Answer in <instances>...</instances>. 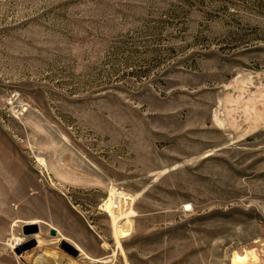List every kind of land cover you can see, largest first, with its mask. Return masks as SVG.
Returning <instances> with one entry per match:
<instances>
[{
  "label": "rangeland",
  "instance_id": "1",
  "mask_svg": "<svg viewBox=\"0 0 264 264\" xmlns=\"http://www.w3.org/2000/svg\"><path fill=\"white\" fill-rule=\"evenodd\" d=\"M235 252L264 264V0H0V264Z\"/></svg>",
  "mask_w": 264,
  "mask_h": 264
},
{
  "label": "bare ground",
  "instance_id": "2",
  "mask_svg": "<svg viewBox=\"0 0 264 264\" xmlns=\"http://www.w3.org/2000/svg\"><path fill=\"white\" fill-rule=\"evenodd\" d=\"M135 200H136L135 196L115 191V192H111L108 198L104 201L103 210L110 218V222L112 224L114 237H115L114 239L118 247H119L120 238L128 235L132 230V225H133L132 218L135 216V212L133 210V204ZM187 209H189V207H187ZM15 241L17 242V240ZM19 245L22 246V243H20ZM115 256L116 254L113 253L111 257L97 260L95 261L94 264H112ZM255 259L256 258L253 252H245L242 254L235 252L232 254L230 258V262L231 264H247L250 261L252 262V260H254L255 262ZM50 264H61V262H58L56 260L53 261L51 260ZM89 264H93V263H89Z\"/></svg>",
  "mask_w": 264,
  "mask_h": 264
},
{
  "label": "water",
  "instance_id": "3",
  "mask_svg": "<svg viewBox=\"0 0 264 264\" xmlns=\"http://www.w3.org/2000/svg\"><path fill=\"white\" fill-rule=\"evenodd\" d=\"M52 236H55V232L53 231ZM68 251L72 252L75 256H77L78 251L74 250L73 248H70L67 246Z\"/></svg>",
  "mask_w": 264,
  "mask_h": 264
}]
</instances>
